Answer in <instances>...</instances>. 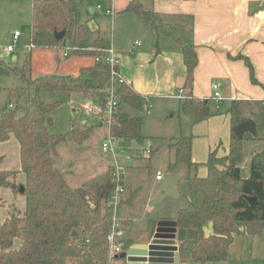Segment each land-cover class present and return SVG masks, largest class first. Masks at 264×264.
Returning <instances> with one entry per match:
<instances>
[{"label": "trees", "instance_id": "1", "mask_svg": "<svg viewBox=\"0 0 264 264\" xmlns=\"http://www.w3.org/2000/svg\"><path fill=\"white\" fill-rule=\"evenodd\" d=\"M77 0H33V43L37 46L60 47L68 34L72 40L73 55L94 57L104 55L110 46L98 37L83 47L87 38L86 27L76 22ZM126 11L145 19L158 35L177 36L162 15L144 6L142 0H130ZM64 33L61 39L56 34ZM184 62L188 77L192 78L198 65L193 45L183 43ZM250 69L253 83H259L250 60L243 56ZM32 54L27 55L21 72L26 82L23 87L28 95L26 107L9 104L0 114V142L15 135L20 144L21 169L25 182H14L15 171L3 169L4 156L0 155V187H11L25 196L23 212L17 208L4 222L0 220V264H111L109 259L113 209L108 205L116 188L115 169H108L87 179L78 187H72L64 173L57 167L58 146L65 141L63 135L49 132L47 118L55 103L42 98L43 91L63 90L68 93L89 94L101 108L105 106L110 74L102 61L82 66L78 74H32ZM120 106L114 115L112 134L122 139L144 140L142 119L121 110L122 103L143 109V98L128 82L118 88ZM14 107V108H13ZM182 110L198 121L214 114L210 99L191 96L182 102ZM232 132L229 150L225 155L211 150L207 160L199 163L193 159V137L181 135L171 140L174 161L172 170L184 163L188 166L189 196L186 206L179 209L176 221L180 228L193 229L197 236L181 242V262L202 264L220 263L227 260L233 242V232L239 222H244L249 234L264 230V150L253 153L248 176L243 174L242 159L246 140H264V104L249 101H233L230 107ZM251 119L255 131L242 135L236 125ZM74 126L69 136L82 143L91 134ZM207 168L201 176L200 166ZM124 183V180L121 181ZM23 187V191L20 188ZM251 197H256L252 204ZM157 219L148 220L149 234L155 232ZM211 222L213 231L206 235L204 226ZM124 228L125 221H122ZM132 241H123L127 250ZM124 261V260H123ZM125 262V261H124Z\"/></svg>", "mask_w": 264, "mask_h": 264}, {"label": "crops", "instance_id": "2", "mask_svg": "<svg viewBox=\"0 0 264 264\" xmlns=\"http://www.w3.org/2000/svg\"><path fill=\"white\" fill-rule=\"evenodd\" d=\"M148 1V7H146L145 0H142L144 6L160 13L163 21L171 25L178 37L165 33L158 35L145 19L134 12L126 11L130 0L121 2L123 5L121 11H124L125 14H130L126 15L125 20L132 22L135 28L142 29L144 38L146 37L147 39V44L138 49H136L138 41L134 42L133 47L129 42L116 40V38L112 39L111 45H113L120 60L121 72L130 86L142 96L144 102L141 110L128 103H122L121 110L131 116L141 117V113L144 111L147 114L152 113L154 109L153 97L174 98L179 101V110H182V102L188 97L195 96L202 99H210L214 114L208 118L192 121L190 115L184 112L189 117L188 120L194 129L193 133L188 135L193 137V159L203 163L205 161L201 160L209 156L211 150H217L218 154L225 155L229 150L231 140L232 121L230 107L232 102L236 100L264 104V0ZM112 3L116 8L118 0H112ZM93 9L92 12H95L96 9H101V6ZM110 11L113 10H108L107 14H111L109 13ZM21 36L20 33L18 40ZM33 42L32 29L30 52L33 64L36 65L43 58L48 57L52 65L51 70H39L37 72L38 75L46 73L78 74L82 66L94 64V57L75 56V59L68 60L72 54L65 57L64 49L61 50L60 54L53 47H40ZM183 43L193 45L198 56V65L191 79L188 77V69L184 62ZM66 44L67 42L63 45L61 44L60 47H65ZM6 52H8L7 48ZM239 55H243L250 60L259 83L252 82L250 69L245 60ZM13 59L17 60L18 56H13ZM62 61L65 64L75 63L76 69L68 70L66 66H58ZM214 85H217V90ZM181 89L183 90V97L178 96ZM215 91L219 92V97L215 96ZM220 97L222 98L221 100H219ZM87 127L93 128L92 131H94L93 125H87ZM254 131L255 127L251 132ZM12 138H16V136L12 135L9 140L0 143L8 142ZM144 138L146 137L144 136ZM132 141L136 144L139 143V145L146 142L145 139L143 142H141L142 140L140 142ZM248 141H256L258 143L248 159L249 166L253 153L264 150V140ZM133 156L135 158V155ZM4 160L5 157L1 167L4 166L2 167L3 169L11 170L6 167ZM137 162L138 165L134 164L133 161L130 164L131 166L141 165L139 160ZM245 166H242V169ZM201 173H205L204 175L199 174L201 176L207 174L205 166L204 171ZM18 175L17 181L24 183L25 175L22 172ZM245 176H248V174ZM14 193L11 187H0V199L9 197V195ZM24 210L25 207L19 211L23 212ZM10 216L5 219L0 217V220L4 222ZM155 219H176V216H171L167 213L161 214ZM127 220H131V227L136 226V221L131 218ZM148 220L144 229L134 234H128L129 225L125 223L124 240L132 241L131 245L148 242L152 238L148 230ZM204 232L209 235L206 233L205 227ZM178 244L180 245L181 242H178ZM257 246H259L262 255V250L264 251V235H262V232L249 234L246 224L245 226L238 225L233 232V242L230 246L227 260L209 264H238L239 261H243L246 264L253 263L257 260ZM117 260L125 264L122 259L118 258ZM193 263V261L181 262V264ZM111 264H114V260Z\"/></svg>", "mask_w": 264, "mask_h": 264}, {"label": "rangeland", "instance_id": "3", "mask_svg": "<svg viewBox=\"0 0 264 264\" xmlns=\"http://www.w3.org/2000/svg\"><path fill=\"white\" fill-rule=\"evenodd\" d=\"M125 1L118 0V5L115 8L112 0H77L76 22L84 25L87 30V38L83 47L93 43L98 36L110 44L112 39L116 38V40L131 43L133 47L134 42L138 41L136 49L147 44L143 30L135 28L132 22L125 20L126 15H130L121 11L123 8L121 2ZM145 2V6L148 7L149 1L145 0ZM32 3L33 0H0V114L8 108L10 103L23 108L28 105V95L23 89L26 82L22 78L21 72H17L16 69L22 68L25 58L31 54ZM91 6L95 9L101 6V9L92 12ZM108 10H113L114 14H107ZM15 31H19L22 35L16 43L13 40ZM66 42L67 45H71L72 40L68 34ZM13 43L16 45L15 51L6 52L7 46ZM62 49L64 46L55 48L59 53ZM13 56H18V59L14 60ZM75 56L77 55L72 54L68 60L75 59ZM50 62V59L45 57L40 63L32 64V74L38 76L39 70H51ZM58 66H66L68 70L76 69L75 63L65 64L64 61L60 62ZM42 98L47 103L56 104L48 115L47 127L49 132L66 137L65 141L58 146L57 167L64 172L68 183L72 187H78L87 179L107 170L108 165L114 163L112 155L105 153L102 149L108 133V126L104 124L99 115L88 111L91 105H97L96 101L87 93L74 92L70 94L63 90L43 91ZM153 103L154 109L151 114H147L145 111L141 113L142 134L146 137L145 140H151L153 152L147 154L145 144L137 143V145L132 141L133 139H120L119 141L122 148L127 149L131 155H135L134 164L138 165L137 160L141 162L139 166L130 164L124 170V192L121 195L123 201L117 209L116 216L121 222L126 220V225H129L128 234H134L144 229L148 219H155L161 214L168 213L171 216H177L179 209L186 206L188 202L187 176L189 169L184 163L179 164L174 170L170 168V162L174 161L170 142L174 137L192 134L194 129L188 120L189 117L179 110L178 100L153 97ZM87 125H93L94 131L82 143L76 142L69 136L74 126L86 130ZM257 144L256 141L248 140L244 143V160L242 159V166L246 165L243 168L244 175L248 174V159ZM141 151L142 155L140 156L139 152ZM0 155L5 157L6 167L17 173L13 180L18 184L21 157L20 145L16 138L0 143ZM207 157L201 161H206ZM200 158L202 157L200 156ZM158 171H161L163 176L172 175L178 178L177 196L166 195L162 201H155L161 183L156 179ZM202 171H204L203 165L197 172L204 175L205 173L202 174ZM3 198L0 199V217L2 219L10 216L16 208L21 210L25 207V198L21 192H15L13 195ZM128 218L136 221V226L131 227V220H127ZM238 225L245 226V223L239 222ZM204 227L207 234L212 233L210 222H207ZM262 235H264V230ZM263 252L262 250L261 255L259 246H257V260L250 264H264ZM121 262L117 259L114 260V264H122ZM193 264L202 263L194 262ZM238 264L246 263L239 261Z\"/></svg>", "mask_w": 264, "mask_h": 264}, {"label": "built area", "instance_id": "4", "mask_svg": "<svg viewBox=\"0 0 264 264\" xmlns=\"http://www.w3.org/2000/svg\"><path fill=\"white\" fill-rule=\"evenodd\" d=\"M109 13L113 14V11H110ZM19 36L20 32L16 31L13 36L14 43L18 41ZM14 43L12 45L7 46L8 52H12L15 50L16 45ZM73 50L74 47L72 46V44L70 46L66 44L64 47V56H69L70 54H72ZM102 60L105 62V64H107L110 74L109 82L105 89V106L101 108L98 105H91L88 108V111L99 115L102 118L104 124L108 126V133L104 139L102 149L105 153L111 154L114 160L113 166L115 169V181L117 182V184L108 203V205L113 209L111 229L108 235V240L110 243L109 259L112 261L113 257L117 254L121 253L122 251L129 250V248L127 250L122 249V242L124 241L125 229L123 228L122 222L117 219L116 215L117 209L119 208L122 202L121 195L124 192V183H121V181L124 180V170L133 161L134 156L131 155L127 149L122 148V146H120L119 141L122 138H119L112 134L114 115L117 113L120 106V96L118 94V88L120 85L127 82L125 76L121 72L120 60L116 54L113 45L110 44V46L104 50V55L94 56V62ZM214 88L217 90V85H214ZM182 92L183 90L181 89L178 95L179 97H183ZM219 95V92L215 91V96L219 97ZM221 99L222 98L220 97L219 100ZM144 144L146 146V153L150 154L153 148L151 140H146ZM139 153L142 154V151ZM163 177V173L161 171H158L156 174L157 181H161Z\"/></svg>", "mask_w": 264, "mask_h": 264}, {"label": "water", "instance_id": "5", "mask_svg": "<svg viewBox=\"0 0 264 264\" xmlns=\"http://www.w3.org/2000/svg\"><path fill=\"white\" fill-rule=\"evenodd\" d=\"M94 7H90L93 11ZM64 33L56 34L61 39ZM255 127L251 119L236 125L235 130L242 135L245 131H251ZM143 142V140L141 141ZM178 178L172 175L163 177L160 190L155 201H160L165 195L177 196L176 184ZM23 191V187L20 188ZM252 204L256 203V197H251ZM197 232L193 229L180 228L175 219H159L156 223L155 232L148 242L134 243L128 251H122L116 257L123 259L125 264H181L178 242L193 239Z\"/></svg>", "mask_w": 264, "mask_h": 264}]
</instances>
